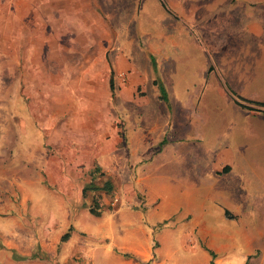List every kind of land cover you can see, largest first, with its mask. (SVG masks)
Wrapping results in <instances>:
<instances>
[{
	"label": "crops",
	"instance_id": "crops-1",
	"mask_svg": "<svg viewBox=\"0 0 264 264\" xmlns=\"http://www.w3.org/2000/svg\"><path fill=\"white\" fill-rule=\"evenodd\" d=\"M42 1H46L42 11L45 14L84 13L94 16L96 13L89 10L86 2L82 3L80 0H62L66 6H60V0ZM32 2L30 0V8L34 10L29 12H40V8L32 5ZM93 2L101 7L104 14L117 15L116 26L112 28L115 30L130 29L129 25L133 26L132 30H143L142 25L145 22L143 23L140 16L145 13L157 15L159 23L156 28L164 32L163 38L158 39L163 42L164 48L172 46L178 50V46H195L207 56L210 52L222 54L223 47L227 46L230 49L224 55L235 60L264 54V0H122L120 8L116 7H119L121 0ZM121 8L125 10L122 11ZM121 14L130 15L129 21H121ZM108 29L107 27L105 30ZM147 47L153 49V54L151 50L150 55L156 60V48L160 46L149 43ZM110 58L118 73L130 69L129 61L120 53L111 52ZM206 68L211 73L214 70L211 64ZM204 75L215 77L216 92L225 97L229 94L228 84L235 85V82H231V74L227 76L229 83L226 87L219 74ZM237 75L239 79V74H235V79ZM116 76L118 74H110L106 78L110 98L114 97V102L110 103V108L108 98L101 113L93 110L96 99L92 97V88L89 86L83 93L82 102L78 100L76 103L73 96L69 98V102L75 103L71 106L66 120L37 118L35 115L38 109H35L34 114L31 106H23L22 100L20 105L23 110L26 107L27 113L22 110L21 116L14 115L3 120L5 130L0 136V143L9 145V149H0V218L8 216L9 211V215L15 212L18 217L11 221L8 230H3L0 224V264H45L38 257H32L42 254L44 248L39 241L40 248L35 249L40 252L33 253L32 234L35 229L30 225L32 216L24 215L29 204L36 206L34 189L47 186L44 183L45 175L52 186L55 185L61 190L65 188L66 194L70 195L72 186L63 188L66 183L59 181L63 176V167L74 164L79 170L77 183H87L84 173L87 162L91 164L92 172L99 170L103 175L104 172L120 175L115 165V160L121 159L120 152L138 165L137 174L131 171L128 179L131 177L132 187L144 203L140 206L136 198L134 201L131 199L133 207L130 210L124 208V211L131 213L132 210L141 209L146 212L151 205L150 218L159 225L163 224L158 233L164 228V223L172 220L173 215H179L182 247L196 256V259L187 264H264V188L258 189L263 184V178L249 162L250 159H256V154L235 153L230 147L224 146L205 154L199 150H184L183 136H171L168 130L178 124L172 121L179 115L174 112L177 110L181 113L182 107H185V113L188 114L192 105L199 103L201 95L198 92L203 91H196L190 95L187 103L180 104L173 97L175 93L167 88L168 75L131 72L127 74V82L123 85L116 84ZM208 81L205 79L204 84L208 85ZM248 83L261 89L244 92L246 97L243 99H231L232 106L246 111L245 114L249 116V127L244 138L251 135L261 138L262 131L264 132V74H243V85ZM106 88L103 89L105 92ZM137 89L144 94L137 95ZM169 96L175 104H171ZM26 115L27 118L24 117ZM118 116L122 118V137ZM28 124L36 128L31 133L33 138L30 140L24 128ZM187 125L193 126L189 121ZM18 129L22 136L20 141L15 138ZM63 135L66 136L60 139ZM161 142L164 143L163 147ZM257 143V140L247 141L245 148ZM106 180H110L113 185L110 178ZM237 181L242 192L237 202H234L227 198L225 190L235 187ZM84 188L85 186L81 187ZM102 208L101 215L96 216V219H107L112 231L105 237L100 236V240H103L101 242L105 243L106 252L114 253V249L131 251L136 264L148 263L152 256L153 238H156L159 240L155 253L159 258L153 264H185L180 258H173L174 255L167 250H162L159 236L147 234L140 241H133L131 238L138 233L134 230L121 240L118 239L114 233V225L122 206L111 212H105ZM212 214L218 220L214 227L211 225ZM126 220L133 221L128 216ZM123 222L116 223L124 226L131 223L133 227L136 223ZM231 222L237 223V228L229 226ZM252 222L256 223L255 229L251 226ZM137 223L140 225V221ZM70 228V235L74 231L87 234L73 225ZM124 231L119 230L120 237ZM238 243L243 246L242 253L236 250ZM200 251L206 256H199Z\"/></svg>",
	"mask_w": 264,
	"mask_h": 264
},
{
	"label": "rangeland",
	"instance_id": "rangeland-1",
	"mask_svg": "<svg viewBox=\"0 0 264 264\" xmlns=\"http://www.w3.org/2000/svg\"><path fill=\"white\" fill-rule=\"evenodd\" d=\"M80 1L86 2L89 10L96 12L95 15L58 12L45 14L42 11L43 3L46 1L42 0H33L32 2V5L40 8V12L37 10L29 12V10H34L30 8V0H0V136L5 130L3 120L10 119L14 115L21 116L23 110L20 105L21 100L23 106L27 105L29 108L30 106L33 108V113L35 109H38L35 115L37 118L49 119L53 117L66 120L72 109L71 106L78 100L82 102L83 93L89 86L92 88V97L96 99L93 102V110L101 113L108 98L111 108L110 103L114 102V97L110 98L108 84H106V78L110 74H118L115 79L116 84L122 85L127 82V74H131V72L133 74H148V72L150 74H165L169 78L167 88L171 89V93H175L173 97L180 104L187 103L190 95L196 91H203L202 93L198 92L201 95L199 103L192 105L188 114L185 113V107H182L181 113L177 110L174 112L179 114V119L174 117L172 121L178 124L168 130L169 134L175 137L183 136L184 150H199L200 152L204 151L205 154L212 149L217 150L224 146L230 147L235 153H255L256 159H250L249 162L252 168L256 169L255 172L261 174L263 178V184L258 189L264 188V132L262 131L261 138L254 135L244 138V133L249 127V116L245 114L246 111L235 109L231 101L233 98L243 99L246 97L244 92L258 88L250 83L243 85V74H264V54L235 60L224 55L230 49L227 46L223 47L222 54L216 55L210 52L207 53V56L195 46L187 48L178 46V50L172 46L164 48L163 42L158 39L163 38L164 32L158 31L156 28V24L159 23L157 15L145 13L140 16L143 23L145 22L142 25L143 30H132L133 26L131 25L128 26L130 29L115 30L112 28L116 26L117 15L104 14L101 7L93 0ZM59 4L66 6L62 0ZM118 5L119 7L116 8L122 6V0ZM121 10L125 9L121 8ZM119 18L121 21H129L130 15L121 14ZM87 22L89 23L87 24ZM107 27L108 31L105 30ZM149 43L160 46L156 48L158 51L156 60L150 55L151 50L153 54V49L147 47ZM111 52H118L125 60L129 61L130 69L127 72H117L110 60ZM210 64L214 67L212 73L208 72L206 68ZM203 66L204 69H202ZM204 74H219L224 80L222 82L224 87L229 83L227 76L231 74V82H235V85L228 84L227 92L229 94L225 97L216 92L215 77L211 78V75L205 77ZM235 74H239V79L238 75L235 79ZM205 79L209 80L208 85L204 84ZM104 88H106V92L103 90ZM260 89L261 87L257 90ZM139 90H136L137 95H143L144 92ZM72 96L75 98L74 103L68 101L69 98H73ZM169 99L171 104H175L171 96ZM75 107L77 106L75 105ZM25 108L23 111L27 113ZM53 114L54 116H52ZM251 118L253 121L255 120L254 117ZM117 119L122 137V118L118 116ZM188 121L193 124L192 127L187 125ZM30 125L24 126L29 140L33 138L31 133L36 129ZM19 129L15 138L20 141L22 136ZM45 136H48L46 132ZM64 136L66 135L60 136V139ZM0 140L2 139L0 138ZM255 140L258 142L257 144H250L248 149L245 148L247 141ZM162 144L164 145L163 142L160 145ZM5 145V143H0V149L8 150L9 145L6 147ZM119 157L121 159H116L115 165L118 167L120 175L115 172H104L105 175H103L98 169V171L92 172L91 164L87 162L84 166L87 183H77L79 170L73 166L74 164L66 163L67 168L65 166L61 169L63 176L62 179L59 178V181L62 184L66 183L63 188L72 186L73 189L69 188L72 190L70 195L66 194L65 188L61 190L55 185L52 186L47 175L44 176V183L48 187L44 185L34 189L33 198L36 206L29 204L24 212L25 216H32L30 225L35 229L32 234L33 246L31 249L33 253L36 252V247L40 248L39 241L44 248L42 254L32 257H38L45 264H48L47 262L56 264H136L131 251L114 249V253L106 252L105 243L101 242L103 240H100V236L105 237L112 233L109 229L110 224L103 217L99 220L96 219L97 217L88 210L93 195L97 192L103 195L104 207L102 210L105 212L114 211L122 206L119 218L115 219L114 225V233L118 239L121 240L123 236H127V233L134 232V230L138 233L131 238L133 241H140L139 239H142L141 237L144 235L153 234V236L160 237L162 250L173 254V258L178 257L185 264L196 259L194 253L182 247L180 241L182 226L179 215H173L172 220L167 224L164 223V228L158 233L159 227H162L163 224L159 225L154 222L152 217L150 218L151 205L146 212L141 209L132 210L131 213L124 211V208L130 210L133 207L131 199L134 201L136 198V202L140 206L144 203L142 197L133 189L131 177L128 179L131 171L137 174L138 165L130 158H125L123 152H120ZM107 178L113 182L114 194L110 195L103 190L91 189L92 185L101 186ZM121 178L126 180L122 181ZM180 178L182 177H178V179ZM79 184L85 188L81 189ZM240 192H242V188L238 181L235 187L225 190L227 198L234 202L239 199ZM209 204L212 205V202L209 201ZM9 214L10 211L8 216L0 218L3 230L4 228L8 230L11 221L18 217L15 212L13 215ZM125 216L130 217L133 221L126 220ZM121 221L136 223L134 227L131 223H128L127 226L116 223ZM139 221L141 226L137 223ZM217 223L215 214H212L211 225L214 227ZM71 225L87 234L74 231L70 235ZM229 226L237 228L238 225L231 222ZM251 226L255 229L256 223L252 222ZM122 229L125 231L120 237L119 230ZM153 229L156 230L152 233ZM65 233H69L70 237L68 235L67 238L61 239ZM88 234L92 236H85ZM158 240L153 238L152 256L148 263L142 262V264H153L154 260L157 262L159 255H156L155 248L158 246ZM106 241L109 240L106 239ZM237 245L236 250L238 253H242L243 246L240 243ZM199 254L202 257L206 256L202 251Z\"/></svg>",
	"mask_w": 264,
	"mask_h": 264
},
{
	"label": "trees",
	"instance_id": "trees-1",
	"mask_svg": "<svg viewBox=\"0 0 264 264\" xmlns=\"http://www.w3.org/2000/svg\"><path fill=\"white\" fill-rule=\"evenodd\" d=\"M91 189L93 190H103L105 191V193H108L110 195L114 194V190H113V185L111 183L110 180H105L102 184L101 187H98V186H95V185H92L91 186ZM104 205V200H103V197L100 193H96L93 195V198H92V203L91 205L89 206V212L94 215V216H100L101 214V208L103 207ZM69 235V233H65L61 239H65L67 238Z\"/></svg>",
	"mask_w": 264,
	"mask_h": 264
}]
</instances>
